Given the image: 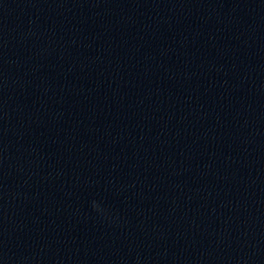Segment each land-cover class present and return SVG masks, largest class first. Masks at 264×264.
I'll use <instances>...</instances> for the list:
<instances>
[{
    "label": "clouds",
    "instance_id": "clouds-1",
    "mask_svg": "<svg viewBox=\"0 0 264 264\" xmlns=\"http://www.w3.org/2000/svg\"><path fill=\"white\" fill-rule=\"evenodd\" d=\"M94 206L98 208V206H96L95 204H94Z\"/></svg>",
    "mask_w": 264,
    "mask_h": 264
}]
</instances>
